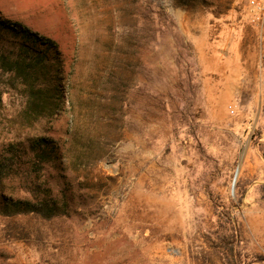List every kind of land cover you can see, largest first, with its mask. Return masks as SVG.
Listing matches in <instances>:
<instances>
[{"label": "rangeland", "instance_id": "obj_1", "mask_svg": "<svg viewBox=\"0 0 264 264\" xmlns=\"http://www.w3.org/2000/svg\"><path fill=\"white\" fill-rule=\"evenodd\" d=\"M254 20L247 0H0L55 45L47 79L0 70V264H264ZM32 39L0 31L6 56Z\"/></svg>", "mask_w": 264, "mask_h": 264}, {"label": "trees", "instance_id": "obj_2", "mask_svg": "<svg viewBox=\"0 0 264 264\" xmlns=\"http://www.w3.org/2000/svg\"><path fill=\"white\" fill-rule=\"evenodd\" d=\"M217 3L221 2V1H226V0H214ZM8 23L6 22H1L0 21V31L3 32H9L12 35H16L18 36L19 34H24V35H28L29 37H32V42H33V47H32V52L28 53L26 52L25 48L19 47L17 49V54H14V56L9 55L6 56L5 53L2 51V49H6L3 48L0 45V70L4 71L5 69L7 71H14L17 74H23L26 78V80L29 77L32 76H37L38 74H42L43 79H47L46 75L47 73L44 72V74L42 73V69H46V66H44L43 62L46 59L45 56V52H42L40 50H37V46H43L44 50L46 52H54V44L50 41L47 40V42H42L41 38H37L35 34H30L28 31L26 30H22L20 31L19 28L17 26H8ZM16 28V29H15ZM3 41V40H0ZM40 51V52H39ZM44 58V60L42 61V56ZM41 56V58H40ZM27 58V59H26ZM29 61L27 65H24L26 63V61ZM43 65V66H42ZM50 67V66H49ZM42 90H40V92H36L35 94V98L38 99L39 101L43 100V97L41 95ZM39 93V94H38ZM41 144L42 143H38L36 145H34L31 149L32 151H34L35 153V158L38 157H42L43 159H46L47 155L45 154V150L41 148ZM45 147H47V145H45ZM4 168V164L0 162V172L3 170ZM9 209H11V212L13 213H21V212H48L49 215L47 217H51L54 215H57L58 213H60V208L57 205V202L54 201L52 203V205H48L47 203H45L44 205H34L30 202L27 201H15L10 203V206L6 205ZM42 206V207H41Z\"/></svg>", "mask_w": 264, "mask_h": 264}, {"label": "crops", "instance_id": "obj_3", "mask_svg": "<svg viewBox=\"0 0 264 264\" xmlns=\"http://www.w3.org/2000/svg\"><path fill=\"white\" fill-rule=\"evenodd\" d=\"M255 21H260V29H261V33H264V18L261 20H257L255 19L253 22L255 23ZM173 143V139L171 138V144ZM174 184L179 185V188L183 185V181L180 180V183H178L177 181H173ZM173 186V184H172ZM167 197H169L170 199H172L173 201H187L190 200V198H193V196L189 195L186 191H177V192H172L166 195Z\"/></svg>", "mask_w": 264, "mask_h": 264}, {"label": "built area", "instance_id": "obj_4", "mask_svg": "<svg viewBox=\"0 0 264 264\" xmlns=\"http://www.w3.org/2000/svg\"><path fill=\"white\" fill-rule=\"evenodd\" d=\"M247 6L255 19L264 18V0H247Z\"/></svg>", "mask_w": 264, "mask_h": 264}]
</instances>
